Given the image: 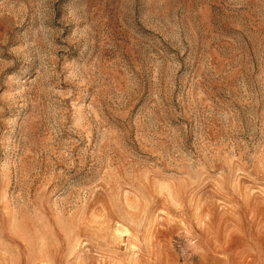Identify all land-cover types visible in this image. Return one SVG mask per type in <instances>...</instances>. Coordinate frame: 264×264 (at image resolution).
Returning a JSON list of instances; mask_svg holds the SVG:
<instances>
[{"label": "rangeland", "instance_id": "rangeland-1", "mask_svg": "<svg viewBox=\"0 0 264 264\" xmlns=\"http://www.w3.org/2000/svg\"><path fill=\"white\" fill-rule=\"evenodd\" d=\"M0 264H264V0H0Z\"/></svg>", "mask_w": 264, "mask_h": 264}]
</instances>
